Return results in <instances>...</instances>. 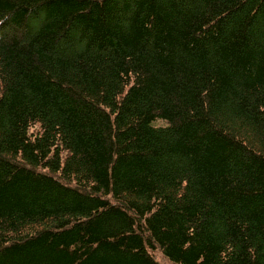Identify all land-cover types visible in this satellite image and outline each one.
Segmentation results:
<instances>
[{"label":"trees","instance_id":"trees-1","mask_svg":"<svg viewBox=\"0 0 264 264\" xmlns=\"http://www.w3.org/2000/svg\"><path fill=\"white\" fill-rule=\"evenodd\" d=\"M0 264H264V0H0Z\"/></svg>","mask_w":264,"mask_h":264}]
</instances>
